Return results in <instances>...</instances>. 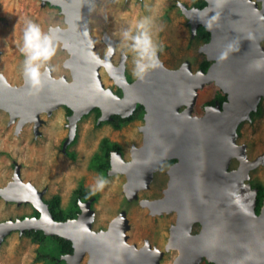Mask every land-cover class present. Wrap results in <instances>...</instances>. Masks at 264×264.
I'll return each mask as SVG.
<instances>
[{
  "label": "water",
  "instance_id": "obj_1",
  "mask_svg": "<svg viewBox=\"0 0 264 264\" xmlns=\"http://www.w3.org/2000/svg\"><path fill=\"white\" fill-rule=\"evenodd\" d=\"M47 1L59 6L70 22L68 25H72L63 29L61 35L71 41L69 48L74 50L66 62L71 66L73 82L69 84L64 78L54 79L46 69L43 71L42 88L33 94L26 78L22 85L16 87L0 75V107L13 112L9 115L12 121L18 115L24 117L17 119V128L31 119L36 131L41 123L40 110L51 113L53 107L65 105L71 110L67 116L69 130L65 145L75 136L76 122L92 109L99 108L98 121H108L112 114L127 117L137 104L142 105L143 126L146 128L145 132L142 131L141 147L132 148L136 155L131 161H124L120 153L114 152L110 166L112 171L124 172L119 165L126 164L129 168V175L125 173L126 189L135 191L150 181L161 162L176 159L169 167L174 168L173 177L168 169L169 197L157 202L160 206L178 209L177 221L169 238V246L179 248L174 264H195L201 256L216 264H264V197L259 211H256L257 190L245 182L249 170L261 163L262 158L248 160L244 147L236 144L238 125L250 118L264 96V50L260 46L264 40V0H260V9L251 0H205L206 4L198 9L182 7L185 15L198 19L190 22L193 30L204 24L209 31V41L203 46L209 53L208 58L214 62L206 71L200 69L197 74H190L186 67L174 72L159 67L143 82L136 79L129 82L121 62L119 70H111L115 83L127 89L120 87L121 97L104 88L99 78L101 63L110 67L113 64L110 62L111 52L101 60L92 50L93 41L85 20V13L90 8L88 2ZM225 52L228 55L221 59ZM210 71L217 79L215 84L226 95L221 109L218 104L209 105L204 115L199 117H190L188 110L179 113V106L185 101H193L196 87L204 83ZM131 96L135 98L123 102L125 97ZM233 157L240 160L239 165L229 170ZM12 182L34 194L31 204L39 214L0 222L3 226L0 228V241L19 223H26L31 226L25 229L42 230L45 234L70 240L74 251L66 256L69 264L79 262L87 246L90 248L86 250L89 253L88 264H159L158 251L148 253L141 248L144 254L140 255L141 250L124 242L123 219L116 222L114 234H111V224L115 221L105 231H92V216L86 203L78 218L55 220L42 202L41 194L21 181L17 169ZM128 183L133 187L129 189ZM43 218L46 222H42ZM193 221L201 225L197 234H190ZM44 225L61 227L65 232H49L41 228Z\"/></svg>",
  "mask_w": 264,
  "mask_h": 264
},
{
  "label": "rangeland",
  "instance_id": "obj_2",
  "mask_svg": "<svg viewBox=\"0 0 264 264\" xmlns=\"http://www.w3.org/2000/svg\"><path fill=\"white\" fill-rule=\"evenodd\" d=\"M85 1L90 7L85 13V20L93 41L92 50L100 59L111 52V63L118 66L122 62L123 73L129 82L134 80L130 72L131 55L122 50L119 33L134 25L141 16L149 15L152 6H158L157 23L163 28L159 38L164 44L160 55L164 70L174 72L186 67L190 74H197L201 71L200 63L209 59L201 47L209 41L210 33L207 39L203 38L198 27L202 26L208 31L204 24H199L193 30L182 9H198L197 0ZM251 1L256 2L260 9V0ZM27 19L40 24L44 30L51 25L61 28L68 26L60 7L47 0H0V75L11 86L22 85L25 78L21 70L23 56L16 45ZM65 43L60 40L56 55L46 69L50 70L52 78H64L71 84V68L66 62L72 57V52L65 48ZM260 46L264 50V40ZM209 62L211 64L214 60L209 59ZM98 74L104 88L122 96V89L109 76L104 65L100 66ZM208 101H213V104H207ZM224 101L226 95L222 90L213 80L205 79L203 84L196 87L193 101L181 104L178 112L188 110L190 117H199L204 115L209 105L218 104L221 109ZM137 105L129 115L132 117L127 116L129 119L118 128H114L107 120L98 121L92 109L76 122L75 142L65 145L69 130V114L65 105H60L51 113L39 114L41 123L36 131L33 121L17 128L19 118L12 121L9 113L0 108V188L9 186L17 169L21 181L34 187L47 207V200L54 195L59 197L57 211L64 217L60 221L78 218L88 203L92 231H105L115 219H123L126 244L134 246L136 250L145 248L149 253L158 251L159 264H172L176 250L169 246V238L171 228L176 223V212L151 213L144 202L164 197L169 180L168 169L176 159L161 162L150 181L135 191L126 189L124 172L111 170L110 158L117 150L110 151L109 168L105 173L91 167L94 155L101 154L104 138L118 144L117 152L124 161L131 160L132 148L139 147L143 142L141 126L144 124V109L142 105L139 104L143 110ZM236 131V144L244 147L246 158L250 161L262 158L261 163L249 170L245 182L251 188L260 185L264 192V96L260 98L256 110L251 112L250 118L242 121ZM239 161L233 157L228 169H236ZM101 177L108 183L102 190H96V182ZM80 186L88 190L90 198L77 199L74 203V192ZM34 211L35 208L29 202L17 203L0 196V222L32 217L35 216ZM195 228L193 226L192 232H195ZM29 230L37 231L12 229L3 235L0 241V264H69L66 256L74 251L70 240L39 230L44 236L34 241L26 235ZM55 237L70 241L71 251L61 253L56 249ZM88 258L89 253L85 251L76 264H88Z\"/></svg>",
  "mask_w": 264,
  "mask_h": 264
},
{
  "label": "clouds",
  "instance_id": "obj_3",
  "mask_svg": "<svg viewBox=\"0 0 264 264\" xmlns=\"http://www.w3.org/2000/svg\"><path fill=\"white\" fill-rule=\"evenodd\" d=\"M149 13L119 33L122 50L131 55V75L142 82L146 81L152 71L161 67L160 55L164 49L163 41L159 38L163 28L157 23L158 6L149 8ZM62 31L59 25H51L44 30L33 20H25L22 36L16 46L23 56L22 74L33 94L38 93L43 86L42 70H46L48 63L56 55ZM229 47L231 48V45ZM227 55V52L223 53L221 59ZM107 183L103 177L99 178L95 185L96 190H102Z\"/></svg>",
  "mask_w": 264,
  "mask_h": 264
},
{
  "label": "trees",
  "instance_id": "obj_4",
  "mask_svg": "<svg viewBox=\"0 0 264 264\" xmlns=\"http://www.w3.org/2000/svg\"><path fill=\"white\" fill-rule=\"evenodd\" d=\"M206 4L205 0H197V7L201 8ZM198 28H201L200 33L203 36L204 39H207L209 37V32L206 31L202 26H199ZM210 62L206 59H204L199 67L200 69H202L203 71H206L207 67L209 66ZM213 101H208L207 104H212ZM138 108L142 109L141 106H139V104L137 105ZM95 111V116L98 118L100 115V110L99 108H94L93 109ZM143 110V109H142ZM66 111L67 114L71 113V110L69 108L66 107ZM130 118L132 116H129ZM129 117H120L119 115H112V119L108 120L107 122L111 123L112 126L114 128H118L119 126H121L122 123H124L126 120L129 119ZM76 140V137L72 140L71 143H74ZM118 151L119 150V146L117 143H111L108 141V139L104 138L102 140V145H101V154H95L92 160V164L91 167L96 169L97 171H99L100 173H105L108 168H109V153L110 151ZM72 157L74 156L73 154L71 155ZM75 199H74V203H76L77 199H86V198H90V194L88 193L87 189L82 188L81 186L78 187L75 192ZM264 195L263 190L260 187L259 193L256 196V208H258L259 204H260V199L261 196ZM47 204H48V209L50 211V213L52 214L53 218L55 220H62L64 217L61 214V212L58 210L57 211V206L59 204V197L57 195H54L53 197H51L49 200H47ZM257 211V209H256ZM35 216H38V212L34 211L33 213ZM26 235L30 236L32 240L36 241L37 239H41L44 235L41 231L37 230H29L26 231ZM56 240L57 244H56V249H59V251L61 253H66V252H70L71 251V243L70 241H65L63 238L61 237H55L53 238Z\"/></svg>",
  "mask_w": 264,
  "mask_h": 264
},
{
  "label": "bare ground",
  "instance_id": "obj_5",
  "mask_svg": "<svg viewBox=\"0 0 264 264\" xmlns=\"http://www.w3.org/2000/svg\"><path fill=\"white\" fill-rule=\"evenodd\" d=\"M53 4H55L54 2H53ZM187 15V14H186ZM187 17L190 19V22L191 23H193V22H195V21H198V19H196L195 17H193V15H187ZM66 21H67V19H66ZM201 21V20H200ZM67 23H70L69 21H67ZM71 27H72V25H70ZM70 26L68 25L66 28H62V29H69L70 28ZM60 36H61V40H63V41H65L66 43H65V48H67L68 49V51H70V52H72V55L74 54V50L73 49H70L69 48V45H71V41H69L68 39H64L63 38V36L60 34ZM202 50H203V52H205L206 54H208L209 55V53H208V51H207V49H206V46H202V48H201ZM106 56V55H105ZM104 56V57H105ZM211 56V55H210ZM101 60H104V58L103 59H101ZM110 62H111V59H110ZM67 64V63H66ZM101 65H104L105 67H106V69L108 70V74H109V76L113 79V81H115V79H114V77H113V73H112V68H113V70H114V72H115V69H117V70H119V65L118 66H114V65H112L113 67H110L109 65H106L105 63H101ZM100 65V66H101ZM70 68H71V66H70ZM100 68V67H99ZM166 71V70H165ZM213 74V72L212 71H210L206 76H205V78L204 79H206V80H213V81H215L216 80V82H217V79H214L215 77L212 75ZM119 84V83H118ZM123 90H127L126 88H124V86L122 85V86H120ZM131 97H133V98H131ZM131 97H125V99L123 100V102H129L130 100H132V99H134L135 98V96H131ZM122 100V99H121ZM116 103V102H115ZM119 103V102H118ZM184 103V102H183ZM185 103H187V101H185ZM101 106H102V104H100ZM119 105H120V103L118 104V106L117 107H119ZM59 106H57V107H53V109L52 110H54V109H56V108H58ZM1 109H3V110H5V111H7L8 113H9V115L10 114H12L13 112H11V111H9L7 108H5V107H0ZM74 108V107H73ZM114 110V109H113ZM115 111V110H114ZM11 112V113H10ZM42 112H47V110H40V113L39 114H41ZM22 116L21 115H18V116H16V118H21ZM22 118H24V117H22ZM32 120L31 119H28V121L27 122H31ZM20 122V121H19ZM142 131L143 132H145L144 131V128H146V126H143L142 125ZM141 146H139V148H140ZM135 155H136V153L134 152V150H132L131 151V158H132V160L135 158ZM167 156V155H166ZM129 161H131V160H129ZM179 164H180V162H179ZM119 168L120 169H122V170H124V173H127L128 175H129V168L127 167V165L126 164H123V165H119ZM174 169V168H173ZM173 169L172 168H170L169 169V172H170V174H172V177H173ZM171 177V178H172ZM170 178V179H171ZM168 183H169V180H168ZM129 185H128V187H129V189L131 188V187H133V185H130V183H128ZM168 185V184H167ZM168 187L165 189L166 190V192H165V198H160V200H154V201H148V202H144V205H146L149 209H150V211H151V213H162V212H171V211H175L176 212V214H177V211H178V209L177 208H169L168 206H165V205H163V206H160V205H158L159 203H157L158 201H164L166 198H168L169 197V195H168ZM0 196L1 197H3L5 200H9V201H15V202H18V200H24V201H22L23 203H32V202H34L33 200H34V194L32 193V192H30L28 189H24V188H20L18 185H17V182H11V185H9V186H7V187H3V190H1L0 191ZM31 215V214H30ZM115 222H113L111 225H113V227H112V229H113V233H111V234H114L115 233V230H116V227H115V225H116V222L118 221V219H115L114 220ZM176 221H177V219H176ZM42 222H46L45 220H44V218L42 219ZM193 222H197V221H193ZM29 223V222H28ZM111 225L109 226V227H111ZM29 226H31L30 224H27L26 225V223H19L18 224V226H16V228L15 229H20V228H22V229H25V228H27V227H29ZM3 226L2 225H0V228H2ZM42 229H45V230H47V231H49V232H52V231H54V232H56V233H59V234H61V233H64L65 231H64V229H62L61 227H51V226H49V225H44V227H41ZM172 241V240H171ZM77 242V241H76ZM77 244V243H76ZM78 246H79V244H78ZM78 246H76V248L78 247ZM130 247H131V245H129ZM174 249L176 248L175 246H172ZM86 250H90V248H88V246L85 248ZM178 249V252H179V248H177ZM85 250V251H86ZM91 262V261H90ZM89 264H91V263H89Z\"/></svg>",
  "mask_w": 264,
  "mask_h": 264
},
{
  "label": "flooded vegetation",
  "instance_id": "obj_6",
  "mask_svg": "<svg viewBox=\"0 0 264 264\" xmlns=\"http://www.w3.org/2000/svg\"><path fill=\"white\" fill-rule=\"evenodd\" d=\"M213 104V103H212ZM117 152V151H116ZM111 154V153H110ZM260 185L259 186H255V187H253V188H255L256 190H257V194H256V196L258 195V193H259V190H260ZM261 189L263 190V188L261 187ZM263 197H264V195H262L261 196V199H260V204H259V206H258V208H256L257 209V211H259V208H260V206H261V203H262V199H263ZM257 203V202H256ZM255 209V210H256ZM175 212V211H174ZM177 215V214H176ZM177 219V218H176ZM193 226H195L196 228V230H195V232H192V228H193ZM200 229H201V225L199 224V222H193L192 224H191V227H190V234H197L199 231H200ZM128 245V244H127ZM178 248V247H177ZM138 251L139 250H141V248L140 249H137ZM174 250H176V256H175V258H174V260L172 261V264H174V261H175V259L177 258V256H178V249H174ZM144 250H141V251H139L140 252V255H142V254H144V252H143ZM149 253V252H148ZM142 257V256H141ZM195 264H216L214 261H212V260H209L206 256H201V258L195 263Z\"/></svg>",
  "mask_w": 264,
  "mask_h": 264
}]
</instances>
